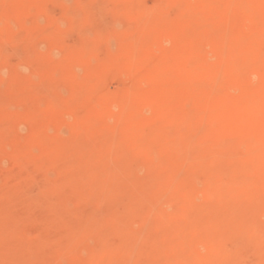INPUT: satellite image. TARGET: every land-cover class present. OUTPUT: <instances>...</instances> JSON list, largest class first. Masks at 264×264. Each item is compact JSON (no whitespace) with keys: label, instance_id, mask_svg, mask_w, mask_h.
<instances>
[{"label":"rangeland","instance_id":"374dc122","mask_svg":"<svg viewBox=\"0 0 264 264\" xmlns=\"http://www.w3.org/2000/svg\"><path fill=\"white\" fill-rule=\"evenodd\" d=\"M263 204L264 0H0V264H258Z\"/></svg>","mask_w":264,"mask_h":264},{"label":"bare ground","instance_id":"6f19581e","mask_svg":"<svg viewBox=\"0 0 264 264\" xmlns=\"http://www.w3.org/2000/svg\"><path fill=\"white\" fill-rule=\"evenodd\" d=\"M263 2V1H262ZM225 4V3H224ZM223 4V5H224ZM241 4V3H240ZM242 5V4H241ZM225 7V6H224ZM235 7V6H234ZM240 8V7H239ZM231 9V8H230ZM229 9V10H230ZM237 9V8H236ZM243 13H241V15H242ZM227 22V21H226ZM223 26V25H222ZM196 31V30H195ZM215 32V31H214ZM213 32V33H214ZM226 32V31H225ZM218 34V33H217ZM216 36H218V35H216ZM230 36V35H229ZM203 38V37H202ZM210 39V38H209ZM229 39V38H228ZM219 40V39H218ZM223 43V42H222ZM249 43V42H248ZM260 43V42H259ZM261 44V43H260ZM259 44V45H260ZM212 45H213V43H212ZM258 46V45H257ZM258 48V47H257ZM215 49V48H214ZM228 49V48H227ZM232 49V48H231ZM253 50V49H252ZM261 50V49H260ZM262 51V50H261ZM214 52V51H213ZM232 52V51H231ZM234 52V51H233ZM220 53H221V51H220ZM222 54V53H221ZM227 54V53H226ZM253 54V53H252ZM198 56V55H197ZM200 56V55H199ZM199 56H198V58H199ZM218 56V55H217ZM234 56V55H233ZM255 57H256V55H254ZM219 57V56H218ZM237 57V56H236ZM227 58V57H226ZM225 58V59H226ZM200 59V58H199ZM242 59H243V57H242ZM260 59V58H259ZM262 59V58H261ZM262 61H263V59H262ZM238 63H240V62H238ZM244 63V62H243ZM241 65V64H240ZM212 70V69H211ZM226 70V69H225ZM239 70V69H238ZM226 72V71H225ZM240 72V71H239ZM208 73V72H207ZM232 73V72H231ZM206 74V73H205ZM250 74V73H249ZM242 75V74H241ZM241 75H239V76H241ZM208 76H209V74H208ZM229 77H230V75H229ZM227 78V77H226ZM232 79V78H231ZM230 79V80H231ZM211 80V79H210ZM172 141V140H171ZM187 141V140H186ZM182 142V141H181ZM119 148V147H118ZM110 149H111V146H110ZM101 150V149H100ZM120 150V149H119ZM101 152H102V150H101ZM100 152V153H101ZM105 153V152H104ZM98 154V153H97ZM103 154V153H102ZM119 154V153H118ZM111 155H112V153H111ZM106 156H108V155H106ZM95 157V156H94ZM99 157V156H98ZM120 158V157H119ZM93 159V158H92ZM221 160V159H220ZM96 161V160H95ZM95 161L93 162V163H95ZM98 162V161H97ZM220 162V161H219ZM117 163V162H116ZM147 163V162H146ZM215 163V162H214ZM105 164V163H104ZM118 164V163H117ZM99 166H100V163H99ZM211 167V166H210ZM27 168V167H26ZM108 168V167H107ZM105 169V168H104ZM80 170V169H79ZM82 171V170H81ZM85 171V170H84ZM124 171V170H123ZM195 171V170H194ZM24 172V171H23ZM78 172V171H77ZM102 172H104V171H102ZM127 173V172H126ZM88 174V173H87ZM104 174V173H103ZM120 174V173H119ZM67 175V174H66ZM92 175H93V173H92ZM107 175V174H106ZM125 176V175H124ZM153 176V175H152ZM70 176L68 175V178H69ZM72 177V176H71ZM70 177V178H71ZM100 177V176H99ZM107 177V176H106ZM119 177V176H118ZM125 177H127V175L125 176ZM151 177V176H150ZM243 177V176H242ZM109 178V177H108ZM130 178V177H129ZM129 178H127V180L129 179ZM196 178V177H195ZM81 179V178H80ZM153 179V178H152ZM193 179H194V177H193ZM76 180V179H75ZM106 180V179H105ZM111 180V179H110ZM117 180V179H116ZM130 180V179H129ZM128 180V181H129ZM66 181V180H65ZM72 181V180H71ZM82 181V180H81ZM85 181V180H84ZM102 181V180H101ZM114 181H115V179H114ZM127 181V182H128ZM156 181V180H155ZM63 182V181H62ZM87 182H88V180H87ZM118 183H119V181H117ZM137 182V181H136ZM140 182V181H139ZM188 182V181H187ZM190 182V181H189ZM70 183V182H69ZM82 183H83V181H82ZM95 183V182H94ZM98 183H99V181H98ZM102 183V182H101ZM105 183H107L106 181H105ZM121 183V182H120ZM135 183V182H134ZM138 183V182H137ZM150 183V182H149ZM203 183V182H202ZM215 183V182H214ZM100 184V183H99ZM126 184V182L122 185V186H124ZM151 184V183H150ZM212 184H213V182H212ZM217 184H218V181H217ZM72 185H74V184H72ZM91 185V184H90ZM103 185V184H102ZM112 185V184H111ZM147 184H145L144 186H146ZM155 185V184H154ZM162 185H163V183H162ZM209 185V184H208ZM247 185V184H246ZM60 186H61V184H60ZM85 186V185H84ZM210 186V185H209ZM71 187V186H70ZM215 187V186H214ZM219 187V186H218ZM245 187V186H244ZM91 188V187H90ZM99 188V187H98ZM103 188V187H102ZM151 188V187H150ZM171 188V187H170ZM208 188V187H207ZM67 189V188H66ZM126 189V188H125ZM124 189V190H125ZM158 190H159V188H157ZM156 189V190H157ZM178 189V188H177ZM205 189V188H204ZM209 189V188H208ZM233 189V188H232ZM236 189V188H235ZM96 190V189H95ZM99 190V189H98ZM135 190H136V188H135ZM161 190V189H160ZM174 190H175V188H174ZM65 191V190H64ZM81 191V190H80ZM87 191H89V189L87 190ZM177 191V190H176ZM181 191V190H180ZM217 191H219V190H217ZM94 192V191H93ZM115 192H116V190H115ZM154 192V191H153ZM181 192H184V191H181ZM244 192V191H243ZM89 193V192H88ZM143 193V192H142ZM155 193V192H154ZM158 193V192H157ZM179 193V192H178ZM58 194V193H57ZM81 194V193H80ZM79 194V195H80ZM86 194V193H85ZM94 194V193H93ZM98 194V193H97ZM106 194V193H105ZM121 194V193H120ZM151 194H152V192H151ZM163 194V193H162ZM172 194H173V191H172ZM232 194H233V192H232ZM92 195V194H91ZM100 195V194H99ZM144 195V194H143ZM179 195V194H178ZM241 195V194H240ZM104 196H106V195H104ZM110 196V195H109ZM146 196V195H145ZM174 196V195H173ZM172 196V197H173ZM208 196V195H207ZM63 197V196H62ZM84 197V196H83ZM88 197H90V196H88ZM94 197H95V195H94ZM96 197H97V195H96ZM107 197V196H106ZM143 197V196H142ZM149 197V196H148ZM212 197V196H211ZM226 197V196H225ZM228 197V196H227ZM258 197V196H257ZM141 198V197H140ZM150 198V197H149ZM175 198H177V197H175ZM205 198V197H204ZM218 198V197H217ZM233 198V197H232ZM240 198V197H239ZM21 199V198H20ZM67 199H69V198H67ZM95 199V198H94ZM104 199V198H103ZM152 199V198H151ZM216 199V198H215ZM219 199V198H218ZM217 199V200H218ZM228 199V198H227ZM23 200V199H22ZM66 200V199H65ZM70 200V199H69ZM68 200V202H70ZM99 200V199H98ZM101 200V201H100ZM99 201L100 202H102V198L100 199ZM146 200V199H145ZM170 201H171V199H169ZM174 200V199H173ZM86 201H88V200H86ZM150 201V200H149ZM61 202V201H60ZM67 202V201H66ZM65 202V203H66ZM94 202V201H93ZM97 201H95V203H96ZM151 202V201H150ZM149 202V203H150ZM226 202V201H225ZM229 202V201H228ZM258 202H260V201H258ZM62 203H63V201H62ZM154 203V202H153ZM168 203H169V201H168ZM216 203V202H215ZM69 204V203H68ZM83 204V203H82ZM145 204V203H144ZM173 204H175V203H173ZM173 204H171V205H173ZM186 204V203H185ZM197 204V203H196ZM219 204V203H218ZM226 204V203H225ZM90 205H91V203H90ZM90 205H88V207L90 206ZM201 205V204H200ZM199 205V206H200ZM215 205V204H214ZM220 205V204H219ZM264 205V204H263ZM77 206V205H76ZM80 206H82V205H80ZM85 206V205H84ZM100 206V205H99ZM105 206V205H104ZM135 206V205H134ZM141 206H142V204H141ZM181 206V205H180ZM183 206V205H182ZM226 206H228V203H227V205ZM259 206V205H258ZM91 207V206H90ZM146 207V206H145ZM174 207V206H173ZM190 207V206H189ZM222 207H223V205H222ZM225 207V206H224ZM261 207V206H260ZM84 209V207H81L80 208V210H83ZM87 208V207H86ZM92 208V207H91ZM203 208V207H202ZM207 208V207H206ZM261 208H263V207H261ZM152 209V208H151ZM200 209V208H199ZM260 209V208H259ZM258 209V210H259ZM88 210H90L89 208H88ZM192 210V209H191ZM211 210H212V208H211ZM182 211V210H181ZM188 211H190V210H188ZM203 211V210H202ZM238 211H240V210H238ZM256 209L255 208H251L250 210H248V212H246V213H242L241 214V216H239V217H236L235 219H231L229 222H228V224H223V226H225L226 227V229L224 230V231H221V230H216L215 229V231H213V233H210L209 234V232H208V236L206 237L207 239H211V238H214V237H216V238H223L224 237V235L225 236H227V238L229 239V238H232V240H234V239H239V238H241L242 236H243V234L245 235V232L247 231V230H249L251 227H252V221H253V219H254V214L256 213ZM33 212V211H32ZM100 212H102V210L100 211ZM140 211H138V213H139ZM219 212V211H218ZM229 212V211H228ZM86 212H85V210H84V214H85ZM97 213V212H96ZM146 213V212H145ZM183 213V212H182ZM185 213H186V210H185ZM264 213V212H263ZM34 214V213H33ZM83 214V216H86V215H84ZM90 214V213H89ZM107 214V213H106ZM105 214V215H106ZM142 214V213H141ZM144 214V213H143ZM143 214L141 215V216H143ZM164 214V213H163ZM181 214V213H180ZM191 214V213H190ZM92 215H94V214H92ZM91 215V216H92ZM97 215V214H96ZM177 215H179V214H177ZM197 215V214H196ZM213 215V214H212ZM219 215H220V213H219ZM237 215V214H236ZM258 215V214H257ZM31 216V215H30ZM57 216V215H56ZM95 216V215H94ZM103 216V215H102ZM140 216V217H141ZM47 217V216H46ZM110 217V216H109ZM168 217H170V216H168ZM196 217V216H195ZM256 217V216H255ZM258 217V216H257ZM78 218H79V216H78ZM78 218H77V222H80V220H78ZM85 218V217H84ZM87 218V217H86ZM86 218L84 219L85 221H89V223H90V220H91V218H90V220L89 219H87L86 220ZM94 218V217H93ZM97 218V217H96ZM107 218V217H106ZM148 218H149V216H148ZM147 218V219H148ZM172 218H174V217H172ZM215 218V217H214ZM70 219V218H69ZM150 219V218H149ZM166 219H168V218H166ZM165 219V220H166ZM179 219V218H178ZM180 219H181V217H180ZM183 219V218H182ZM208 219V218H207ZM4 220V219H3ZM97 220V219H96ZM104 220V219H103ZM142 220H144V219H142ZM153 220V219H152ZM162 220H163V218H162ZM162 220H161V222H162ZM170 220V219H169ZM175 220H177V219H175ZM186 220H190L189 218H187ZM56 221V220H55ZM70 221V220H69ZM135 221V220H134ZM167 221V220H166ZM166 221L164 222V220H163V222H164V224H166ZM191 221V220H190ZM190 221H188L189 223H190ZM205 221V220H204ZM208 221V220H207ZM255 221H256V219H255ZM258 221V220H257ZM260 221V220H259ZM83 222V221H82ZM171 222V221H170ZM186 222V221H185ZM108 223V222H107ZM133 223V222H132ZM196 223V222H195ZM207 223V222H206ZM211 223V222H210ZM226 223V222H225ZM258 223V222H257ZM262 223V222H261ZM147 224H148V222H147ZM151 224V223H150ZM149 224V225H150ZM198 224V223H197ZM78 225V227H80V223L79 224H77ZM91 225V224H90ZM92 225H93V223H92ZM95 226H96V224H94ZM162 225H163V223H162ZM191 225V224H190ZM258 225V224H257ZM82 226V225H81ZM157 226H158V224H157ZM160 226V225H159ZM177 226V225H176ZM263 226V224L261 225V227ZM148 227V226H147ZM164 227H165V225H164ZM179 227V226H178ZM190 227V226H189ZM158 229H159V227H157ZM90 229V228H89ZM96 229V228H95ZM176 229V228H175ZM182 229V228H181ZM253 229H255L254 227H253ZM152 230V229H151ZM119 231V230H118ZM257 230L255 229V231L254 232H256ZM178 232H179V229H178ZM250 232V231H249ZM262 232V231H261ZM2 233V232H1ZM110 233H112V232H110ZM154 233V232H153ZM156 233V232H155ZM203 233V232H202ZM226 233V234H225ZM258 233V232H257ZM94 234V233H93ZM178 234V233H177ZM185 234V233H184ZM248 234V233H247ZM8 235V234H7ZM110 235V234H109ZM156 236H157V234H155ZM191 235V234H190ZM255 235H256V233H255ZM260 235V234H259ZM263 235V234H262ZM262 235H260L259 237H261ZM49 236H51V235H49ZM92 236V235H91ZM143 236V235H142ZM162 236V235H161ZM184 236V235H183ZM9 237V236H8ZM163 237V236H162ZM238 237V238H237ZM258 237V238H259ZM263 237V236H262ZM261 237V238H262ZM55 238V237H54ZM60 238V237H59ZM64 238V237H63ZM143 238V237H142ZM155 238V237H154ZM165 238H167V237H165ZM215 238V239H216ZM256 238V237H255ZM257 238V239H258ZM52 238H50V241L51 242H53L52 240H51ZM61 239V238H60ZM147 239H148V237H147ZM152 239V238H151ZM256 239V240H257ZM89 241V240H88ZM211 241H212V239H211ZM260 241V240H259ZM258 240L256 241V242H258L259 244H261V245H263L264 244V238H262V240L259 242ZM60 242V241H59ZM162 242V241H161ZM176 242V241H175ZM12 243V242H11ZM44 243H47L48 245L49 244H51L50 242H49V239H47V240H45V242ZM112 243V242H111ZM33 244V243H32ZM161 244V243H160ZM166 244H168V243H166ZM165 244V245H166ZM177 244V243H176ZM188 244V243H187ZM219 244V243H218ZM41 245V244H40ZM143 245V244H142ZM155 245H156V243H155ZM7 246V245H6ZM153 246V245H152ZM158 246V245H157ZM264 246V245H263ZM15 247V246H14ZM21 247V246H20ZM43 247V246H42ZM166 247V246H165ZM218 249L220 248V247H218V246H216ZM2 248V247H1ZM9 248V247H8ZM17 248V247H16ZM44 248H46V247H44ZM143 248V247H142ZM168 248V247H167ZM128 249V248H127ZM133 249V248H132ZM170 249V248H169ZM147 250V249H146ZM241 250H243L242 252H244V250L245 249H242L241 248ZM5 251V250H4ZM20 251V250H19ZM58 251V250H57ZM135 251V250H134ZM143 251V250H142ZM158 251V250H157ZM165 251V250H164ZM167 251V250H166ZM238 251V250H237ZM59 252V251H58ZM108 252V251H107ZM136 252H137V249H136ZM145 252V251H144ZM144 252H142V253H144ZM216 252V251H215ZM214 252V253H215ZM236 252V251H235ZM241 252V253H242ZM7 253V252H6ZM17 253V252H16ZM146 253H148V252H146ZM210 253V252H209ZM217 255H216V253L214 254V255H216V256H213V258L211 259V261H210V263H209V261L207 260L206 261V264H239L240 262H241V258H240V256L238 255V253H236V254H224L223 253V251L222 250H217ZM20 254V253H19ZM98 254H99V252H98ZM150 254V253H149ZM157 254V253H156ZM263 254V255H262ZM13 255H15V254H13ZM126 255V254H125ZM140 255V254H139ZM111 255H109V254H106V255H104L103 256V258H101L100 260H97V263L98 264H106L107 262H109L110 261V257ZM122 256H123V254H122ZM138 256V255H137ZM157 256V255H156ZM159 256V255H158ZM161 256V255H160ZM163 256V255H162ZM258 256V255H257ZM113 257H115V256H113ZM121 256L119 255L117 258L119 259ZM135 257V256H134ZM172 257V256H171ZM242 257V256H241ZM90 258V257H89ZM123 258V257H122ZM125 258V257H124ZM140 258H141V256H140ZM158 258V257H157ZM156 258V259H157ZM6 259V258H5ZM117 259V260H118ZM129 259V258H128ZM138 259H139V256H138ZM207 259V258H206ZM96 260V259H95ZM116 260V261H117ZM122 260H124V259H122ZM164 260V259H163ZM199 260V259H198ZM260 260H262L261 262H258V264H264V252H262L261 254H260V257H259V261ZM10 261V260H9ZM204 261V260H203ZM46 262V261H45ZM83 262V261H82ZM118 262V261H117ZM122 262V261H121ZM124 262V261H123ZM10 263V262H9ZM48 263V262H47ZM84 263V262H83ZM94 263H96V261L95 262H93V264ZM198 263V262H197ZM35 264V263H34ZM126 264V263H125ZM155 264V263H154ZM164 264V263H163Z\"/></svg>","mask_w":264,"mask_h":264}]
</instances>
